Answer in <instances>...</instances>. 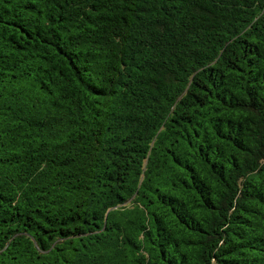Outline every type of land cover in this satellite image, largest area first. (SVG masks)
<instances>
[{
  "label": "trees",
  "instance_id": "16d2710c",
  "mask_svg": "<svg viewBox=\"0 0 264 264\" xmlns=\"http://www.w3.org/2000/svg\"><path fill=\"white\" fill-rule=\"evenodd\" d=\"M0 264H264V0H0Z\"/></svg>",
  "mask_w": 264,
  "mask_h": 264
}]
</instances>
